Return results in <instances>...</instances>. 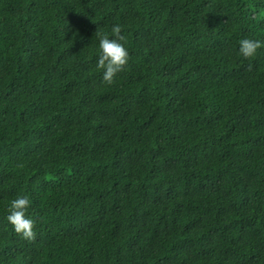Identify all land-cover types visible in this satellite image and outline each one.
Listing matches in <instances>:
<instances>
[{
    "label": "trees",
    "instance_id": "obj_1",
    "mask_svg": "<svg viewBox=\"0 0 264 264\" xmlns=\"http://www.w3.org/2000/svg\"><path fill=\"white\" fill-rule=\"evenodd\" d=\"M244 38L264 41V0H0V264H264V47Z\"/></svg>",
    "mask_w": 264,
    "mask_h": 264
},
{
    "label": "clouds",
    "instance_id": "obj_2",
    "mask_svg": "<svg viewBox=\"0 0 264 264\" xmlns=\"http://www.w3.org/2000/svg\"><path fill=\"white\" fill-rule=\"evenodd\" d=\"M111 32L113 38H109L108 33L96 32L99 38L100 55L97 61V68L103 69V82L112 84L114 77L118 72L124 70L129 61V50L125 46L127 37L122 34V25L112 26ZM264 47V41L258 39L244 38L240 41L239 53L244 57H252L257 49ZM249 65L248 70H251ZM30 206L28 196H18L11 201L7 221L13 226L15 232L24 239L32 241L36 238L34 231L36 221L27 216V210Z\"/></svg>",
    "mask_w": 264,
    "mask_h": 264
}]
</instances>
